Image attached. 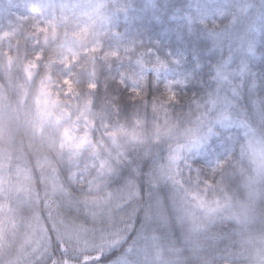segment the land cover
<instances>
[{"label": "trees", "instance_id": "obj_1", "mask_svg": "<svg viewBox=\"0 0 264 264\" xmlns=\"http://www.w3.org/2000/svg\"><path fill=\"white\" fill-rule=\"evenodd\" d=\"M242 2L0 0V175L15 189L17 170L31 189L9 215L0 194V256L14 224H42L46 242L28 264H143L141 228L160 238L161 264H254L264 212L251 219L230 208L248 199L255 173L243 131L218 127L168 178L173 145L193 135L218 95L227 54L215 40ZM253 53L232 107L264 140V23ZM42 90L63 122L40 130ZM78 121L89 140L82 150L63 136ZM196 199L223 210L195 208ZM107 209L111 225L101 221ZM131 226L120 244L81 248L84 236Z\"/></svg>", "mask_w": 264, "mask_h": 264}, {"label": "rangeland", "instance_id": "obj_2", "mask_svg": "<svg viewBox=\"0 0 264 264\" xmlns=\"http://www.w3.org/2000/svg\"><path fill=\"white\" fill-rule=\"evenodd\" d=\"M242 3L243 6L239 9L240 13L236 17L235 22L232 23L231 28L226 33L219 35L215 40L218 48L224 50L227 54L226 59L219 68L221 76H227V80L218 77L217 90L219 92L215 100H213L216 103L212 102L211 110L205 115L199 128H196L195 131L193 130V135L189 134L183 141L173 145L168 161L171 167H173L172 173L174 175L168 176V178L176 176L178 164L181 161H187L191 155L200 152L205 147L210 137L216 133L218 127L240 128L246 136L245 152L248 154L249 159H251L250 161L255 165V173L249 180L248 199L245 203L230 208H233V211L237 213L253 219L264 212V202H262L264 201V140L246 121L239 117L236 112H233L232 94L233 89L236 90L237 86L242 84L240 78L243 80L246 77L245 72L248 70L251 62L254 44L261 32V25L264 23V0H243ZM250 47L252 49L251 52L249 50ZM225 62L227 63L225 64ZM49 96L50 94L47 91L42 90L34 99L36 111L33 120L35 122L34 125L40 130L45 126H54L63 122V112L59 104ZM224 97H227L231 103H224ZM222 115L226 116L227 119H221ZM209 128L212 129L211 133H209ZM63 136L66 142L77 150H82L89 145L87 131L80 127L79 121L75 122L71 128L64 130ZM43 169L47 172V176H52L53 169L48 162H45ZM15 178L18 183L14 189L9 188L7 185L10 177L6 179L4 175H0L1 200L5 207V213L8 215L13 210V204H16L14 199H17L16 201H19L20 204L24 203V199H30L28 194L31 192V189L27 177L16 170ZM190 202V200H182L176 203L177 207L186 210V204ZM218 203V201L209 203L203 199H196L195 208H202L208 212H217L216 210L219 209L220 211L223 210V206L220 205L219 207ZM15 206L17 208H14L17 211L15 216H20V209L22 207ZM101 221L108 222L110 225L115 221L111 209H107V212L103 211ZM120 225L122 226V224ZM16 227L17 224L11 227L8 239L2 238L1 240L3 245L8 246V250L5 247L4 254L6 256L1 255L0 261L5 264L7 261L8 263L19 264L25 262L28 264L35 255L39 254L42 245L45 244L46 241L43 242V239L46 235V230L42 224L28 225L27 228L24 227V230H19ZM132 229V226L126 229L117 228L116 234L113 236L109 234L106 236H96L95 233L89 235L87 238L84 236L81 248H87L90 251H101L104 246H109L111 243L113 245L116 243L120 244L125 241V238ZM142 229L139 231L142 237H134L135 241H138L137 239L140 238L139 241L142 242L141 250H139L141 251L139 259L143 264H161L160 261H162L163 256L161 255L162 248L159 244L160 238L154 234H146ZM124 231H126V234L121 235ZM150 243L159 247L155 249V253H152V255H149L147 252ZM11 244L14 246L12 247ZM261 248L263 247L257 246L251 252L250 256L255 260L254 264H264V249L262 251ZM131 264H136V262Z\"/></svg>", "mask_w": 264, "mask_h": 264}, {"label": "snow or ice", "instance_id": "obj_3", "mask_svg": "<svg viewBox=\"0 0 264 264\" xmlns=\"http://www.w3.org/2000/svg\"><path fill=\"white\" fill-rule=\"evenodd\" d=\"M249 50H250V52L252 51L251 47H250ZM253 54H254V53H253ZM226 63H227V62H225V64H226ZM217 76H218L219 78H221V79L227 80V76H221V73H220V70H219V69H217ZM233 94H234V95L237 94L236 91H235V89H233ZM223 102H224V103H231V101H229L227 97H224V98H223ZM213 103L215 104L216 101H213ZM221 119H227V117L222 115ZM211 131H212V129L209 128V133H211Z\"/></svg>", "mask_w": 264, "mask_h": 264}]
</instances>
